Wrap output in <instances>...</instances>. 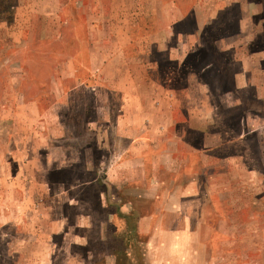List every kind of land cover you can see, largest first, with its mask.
Returning <instances> with one entry per match:
<instances>
[{"label": "rangeland", "instance_id": "374dc122", "mask_svg": "<svg viewBox=\"0 0 264 264\" xmlns=\"http://www.w3.org/2000/svg\"><path fill=\"white\" fill-rule=\"evenodd\" d=\"M173 1L174 30L202 29L204 48L176 65L147 38L145 67L177 86L193 72L191 98L205 99L203 81L211 113L195 118L204 134L187 131L200 154L154 189L126 180L123 155L96 140L97 113L121 108L117 95L90 90L88 67L92 51L98 67L109 56L101 86L123 68L137 73L142 61L112 55L135 49L127 33L137 40L172 20L168 9L129 28L139 18L122 0H0V264H264V0L216 13V0ZM42 157L57 165L41 170Z\"/></svg>", "mask_w": 264, "mask_h": 264}, {"label": "crops", "instance_id": "0c3cea01", "mask_svg": "<svg viewBox=\"0 0 264 264\" xmlns=\"http://www.w3.org/2000/svg\"><path fill=\"white\" fill-rule=\"evenodd\" d=\"M77 1V6H82V2H80L82 0ZM122 1L123 6L120 10L122 12L131 13L133 17L139 18V21H126L125 25L129 28L135 26V24L140 26V18L143 20L152 15L156 16L158 13H161V9H168L173 19L163 25H158V21L154 20L153 23L156 26L155 30L151 34L141 33V36H139L140 38H137V40H133L127 33L128 43L133 41L131 44H133V48L135 47V49L129 54H124L122 49L117 55L113 53L112 57L114 59L117 57L122 60L142 61L135 63V65L140 66L139 69H137V73L134 72L133 69L123 68L121 72L113 73V78L108 81V83L101 86L99 84L103 82H98L97 80L100 78V74H105L107 68L105 66L110 59L107 55L108 57H104L105 61H101V66H95L93 60L96 59L97 61V55L93 54L91 50L92 52L89 57L90 64L88 67L89 76L93 77L97 84H92L90 90L96 94L100 90H104L106 93L117 95L119 107L121 108V112L115 114L113 119L110 116L111 113L108 111L104 116L97 113L98 115L92 120L94 123L92 129L99 143H104L103 145L107 148L120 151L123 155L122 162H120L118 166H121L122 169L120 170L127 175L126 180L131 181L133 179H138L140 181V186H149L154 189L167 188L172 182V180L168 178V175L176 174L182 169L181 167L186 168L191 155L195 153L200 154L199 151L194 150L193 147L190 149V143L187 142V131L199 130L202 134L205 133V129L202 127L203 123L200 125L198 119L200 117L210 116V99L208 92L205 90H209V87L203 81H200L201 93L203 96L205 95V99L203 98L201 101H196L195 105L194 99L191 98V92L193 91L195 83L194 73L184 71V84L182 86L173 85L172 82L165 83L162 80V71L159 66L155 67L157 68L156 70L152 69L158 72V75L153 78V75L150 74V72H152L151 67H145V60H148L150 55H145V45L143 44V49L141 46L142 43L149 38L155 46V51H158L159 54L163 53L162 59L170 62L175 61L176 65H182L185 58L191 55L192 52H199L204 48L203 31L202 29H195L194 33L183 35L178 34L176 29L174 30L176 24L181 21L182 16L181 12L178 10L177 4L173 0L165 2L164 4H162V0ZM233 3H238V7L241 8L242 0L238 2L236 0H216L213 11H215V13L224 11ZM90 5L93 4L90 3ZM15 7L16 6H14L13 9H15ZM241 9H238L241 15H238V18L242 17L243 11ZM171 13H173V15ZM192 13L194 12L192 11ZM195 15L197 14L195 13ZM158 16H160V14ZM242 20L243 18H241V21ZM204 23L202 25L203 28ZM61 24L64 26L66 24L65 20H63ZM89 26H92V28L98 27L97 24H91ZM261 26L262 25H260V27ZM97 41L99 42V40ZM95 42V40H92V43ZM232 59L234 58L232 57ZM241 59L245 60L244 58L237 57V60ZM72 71L73 73L71 76L75 77L77 68L74 67ZM147 82L148 86H146ZM83 85L84 87L87 86L85 83H83ZM148 92H150L149 96L146 95ZM103 103L104 101H102L101 105H103ZM67 107L68 106H65V104L63 105V103L59 107L60 116L57 121L59 125L64 126L65 124L63 116ZM195 107L199 109L195 110ZM63 108L64 110L62 111ZM98 108L97 110H99ZM179 114H181V116ZM195 118L198 121H196ZM107 124H112V132H110L111 130H109ZM37 133L40 134L39 131H37ZM182 148H185V150ZM17 150L12 151L10 156L13 158L16 157L19 154V149ZM146 150L149 151V153L144 154ZM77 154L78 153L74 154V157H76ZM157 159L161 162H156ZM169 159L172 162L175 161V163L170 164L171 161H169ZM40 160L41 170H49L52 164L49 165V161L45 160L43 157L40 158ZM56 165L57 164L54 163L51 168ZM148 173H152V175L148 177ZM160 173L167 174L165 177H160L158 176ZM151 178L154 182H150ZM147 179H150L149 182L151 184L146 182L148 181ZM0 181L3 182L2 178Z\"/></svg>", "mask_w": 264, "mask_h": 264}, {"label": "trees", "instance_id": "16d2710c", "mask_svg": "<svg viewBox=\"0 0 264 264\" xmlns=\"http://www.w3.org/2000/svg\"><path fill=\"white\" fill-rule=\"evenodd\" d=\"M10 8H11V6L9 7V11H11Z\"/></svg>", "mask_w": 264, "mask_h": 264}]
</instances>
